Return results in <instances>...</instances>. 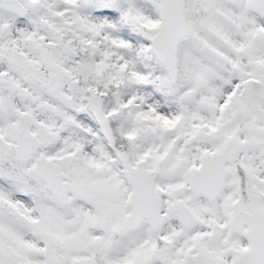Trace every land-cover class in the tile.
<instances>
[{
  "label": "snow or ice",
  "instance_id": "1",
  "mask_svg": "<svg viewBox=\"0 0 264 264\" xmlns=\"http://www.w3.org/2000/svg\"><path fill=\"white\" fill-rule=\"evenodd\" d=\"M0 264H264V0H0Z\"/></svg>",
  "mask_w": 264,
  "mask_h": 264
}]
</instances>
